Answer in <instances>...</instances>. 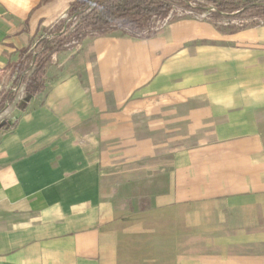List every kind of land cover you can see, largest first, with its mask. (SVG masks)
Wrapping results in <instances>:
<instances>
[{"label": "crops", "instance_id": "obj_1", "mask_svg": "<svg viewBox=\"0 0 264 264\" xmlns=\"http://www.w3.org/2000/svg\"><path fill=\"white\" fill-rule=\"evenodd\" d=\"M74 1L0 0V90ZM20 94L0 114V264H264V20L88 36Z\"/></svg>", "mask_w": 264, "mask_h": 264}, {"label": "trees", "instance_id": "obj_2", "mask_svg": "<svg viewBox=\"0 0 264 264\" xmlns=\"http://www.w3.org/2000/svg\"><path fill=\"white\" fill-rule=\"evenodd\" d=\"M174 2L195 14L205 12L211 20L231 15L264 19V0H75L66 16L46 29L32 47L19 50V60L12 65L16 71L12 85L0 90V114L14 101L20 86L24 92L18 102L21 109L28 102L27 96L43 91L45 70L55 53L80 43L85 37L113 31L136 38L150 37L155 33L149 26L152 16H166ZM247 26L231 25L226 29L233 32Z\"/></svg>", "mask_w": 264, "mask_h": 264}, {"label": "rangeland", "instance_id": "obj_3", "mask_svg": "<svg viewBox=\"0 0 264 264\" xmlns=\"http://www.w3.org/2000/svg\"><path fill=\"white\" fill-rule=\"evenodd\" d=\"M196 2H200L201 0H192ZM185 8H183L180 4L177 2H174L172 5V8L170 9L169 13L164 16H152L151 20L149 21L150 30L156 32L158 28H160L165 23L178 19V18H196V19H202V20H209L212 21V24H216L217 27H219L222 31H226L227 26H239L241 24L246 25H253L260 21H263L264 19H256V18H250L247 15H240V16H229L224 18H218V19H207V18H200L196 17L194 14H186ZM21 96H24V94H20Z\"/></svg>", "mask_w": 264, "mask_h": 264}, {"label": "built area", "instance_id": "obj_4", "mask_svg": "<svg viewBox=\"0 0 264 264\" xmlns=\"http://www.w3.org/2000/svg\"><path fill=\"white\" fill-rule=\"evenodd\" d=\"M185 13L186 14H194L196 17H200V18H206V13L205 12H202V13H199V14H195V13H193V11L186 9Z\"/></svg>", "mask_w": 264, "mask_h": 264}, {"label": "water", "instance_id": "obj_5", "mask_svg": "<svg viewBox=\"0 0 264 264\" xmlns=\"http://www.w3.org/2000/svg\"><path fill=\"white\" fill-rule=\"evenodd\" d=\"M29 99H30V97H29V96H27V97H26V100H29Z\"/></svg>", "mask_w": 264, "mask_h": 264}]
</instances>
